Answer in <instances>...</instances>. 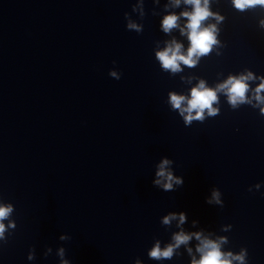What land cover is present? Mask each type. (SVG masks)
<instances>
[{
    "label": "water",
    "instance_id": "obj_1",
    "mask_svg": "<svg viewBox=\"0 0 264 264\" xmlns=\"http://www.w3.org/2000/svg\"><path fill=\"white\" fill-rule=\"evenodd\" d=\"M207 9L216 43L172 71L185 0H0V264H193L204 242L264 264V5ZM201 82L215 114L186 121Z\"/></svg>",
    "mask_w": 264,
    "mask_h": 264
},
{
    "label": "clouds",
    "instance_id": "obj_2",
    "mask_svg": "<svg viewBox=\"0 0 264 264\" xmlns=\"http://www.w3.org/2000/svg\"><path fill=\"white\" fill-rule=\"evenodd\" d=\"M179 2V0H177ZM185 3L193 5V11L191 13H183L182 15L186 16L188 19V39L190 41V47L186 55L180 54V45L176 44L174 47L166 48L164 51L157 53V58L161 62V65L165 69H171L172 71H179V63L192 67L195 61L192 59L193 56L206 55L210 50L211 46L216 43L214 36V27L209 26L206 28H201V22L206 20L210 15H212L207 9V0H204V6H201V0H185ZM234 6L237 9L243 10L245 7L253 6L256 4L264 5V0H233ZM177 17L167 16L164 18L162 24L165 32L171 28L176 27ZM246 79H251V76H241L239 78H229L228 81L220 85V89H227L229 96V102L235 105L238 101L243 102L245 99V93L248 91V85L244 82ZM264 91V82H261L259 87L256 89L257 97L259 101V92ZM216 92L204 87L203 82H201L198 87L191 90V99L188 101V108L186 111L191 113L193 110L196 111V116L186 117V121L191 119H201L203 116V110L208 109L210 115L215 114V110L212 109V104L216 102ZM184 100V97L180 96H171V102L175 108H179L181 102ZM166 164L167 161H164ZM162 170L158 173L159 176H164L163 165L161 166ZM171 179V176L167 177ZM159 183V181H157ZM165 188L170 189V184H165ZM10 211V208L0 207V220L4 219ZM183 220V216H181ZM167 218L165 223H167ZM4 231L3 224H0V233ZM188 240V237L183 234H178L175 237L176 245L184 243ZM173 248L170 246L166 250L161 251L159 246L153 248L150 255L159 259L161 257L170 258L172 255ZM202 251V256L199 261H193V264H230V261L224 259L222 254L219 251L217 244L211 242H204L203 249H198ZM230 255V254H229ZM236 259H242L241 257H236Z\"/></svg>",
    "mask_w": 264,
    "mask_h": 264
}]
</instances>
